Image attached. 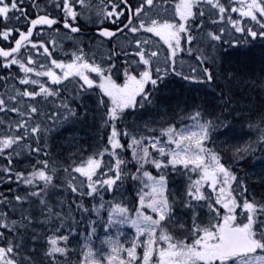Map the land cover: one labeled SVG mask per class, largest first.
<instances>
[{"label": "snow or ice", "instance_id": "obj_1", "mask_svg": "<svg viewBox=\"0 0 264 264\" xmlns=\"http://www.w3.org/2000/svg\"><path fill=\"white\" fill-rule=\"evenodd\" d=\"M0 264H264V0H0Z\"/></svg>", "mask_w": 264, "mask_h": 264}]
</instances>
